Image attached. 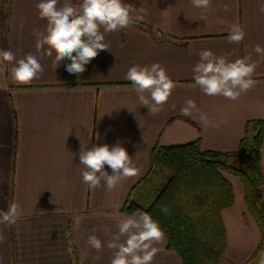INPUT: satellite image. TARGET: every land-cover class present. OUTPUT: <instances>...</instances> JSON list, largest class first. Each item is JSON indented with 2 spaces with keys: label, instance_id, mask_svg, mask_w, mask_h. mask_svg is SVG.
Wrapping results in <instances>:
<instances>
[{
  "label": "crops",
  "instance_id": "0c3cea01",
  "mask_svg": "<svg viewBox=\"0 0 264 264\" xmlns=\"http://www.w3.org/2000/svg\"><path fill=\"white\" fill-rule=\"evenodd\" d=\"M38 2L0 0V50H11L17 58L32 53L44 67L39 79L20 84L11 78L12 65L0 58V211L7 212L11 203L20 205L15 224L0 217L5 237L0 264H111L112 250L105 246L96 252L88 246V237L94 234L106 242L117 231L113 217L128 215L121 210L127 199L147 206L163 187L168 173L153 171L151 165L157 145L196 140L201 150L233 152L243 137L255 133L258 123L253 122L260 121L259 168L264 176V61L253 75L255 86L234 102L203 94L194 86L192 72L202 49L230 61L249 54L259 60L254 48L264 47V0H211L207 11L191 0H124L136 8L131 26L105 33L109 50L100 51L79 75L66 71L67 59L54 70L53 57L41 56L35 48L34 30L43 32L46 25L38 15ZM233 24L245 32L239 43L228 42ZM152 63H160L176 85L156 115L148 114L124 79L131 66ZM188 99L195 101L199 113L223 123L205 127L198 112L181 115ZM118 141L139 174L111 191L89 188L82 182L81 143L90 149ZM105 170L112 174L107 165ZM225 178L233 193V204L220 212L225 256L242 264L262 232L246 208L240 180ZM157 247L163 250L153 264H182L167 240ZM262 261L264 250L255 264Z\"/></svg>",
  "mask_w": 264,
  "mask_h": 264
},
{
  "label": "clouds",
  "instance_id": "9594fccd",
  "mask_svg": "<svg viewBox=\"0 0 264 264\" xmlns=\"http://www.w3.org/2000/svg\"><path fill=\"white\" fill-rule=\"evenodd\" d=\"M191 3L205 11L211 7V0H191ZM36 9L39 17L46 20V25L43 32L34 30L35 48L41 56L53 57L54 70L62 60H69L66 71L75 75L85 72V66L100 51L109 50L105 33L130 27L131 14L136 11L132 4L124 3V0H82L79 5L72 3V0H63V3L61 0H39ZM224 10H229L227 5ZM261 11H264V6ZM244 37L245 32L240 25L233 24L228 42L239 43ZM254 52L259 56L257 61L252 60L251 54L230 61L225 56L215 55L210 49L200 50L199 62L192 68L194 86L210 97L222 96L233 102L238 100L255 86L253 75L258 64L264 61V47L258 44ZM0 58L12 65L11 78L20 84H30L44 72L39 58L32 53L17 58L11 50H0ZM124 79L131 82L140 104L149 109V115H156L162 110L176 86L160 63L133 65ZM193 111L199 113L195 101L188 99L180 109V114L191 116ZM199 121L205 127L215 128L223 123L210 120L204 113H199ZM79 161L83 165L82 182L93 190L103 186L111 191L123 179L139 174L136 163L119 141L112 146L94 144L90 149L81 143ZM105 165L110 167L111 175L105 170ZM162 211L165 214L169 212L167 207L162 208ZM19 213L20 205L11 203L7 212L0 211V217L4 222L15 224ZM113 218L117 231L111 233L106 242L94 234L90 235L88 246L98 253L105 246L112 250L111 264H153L156 254L163 250L157 246L166 242L165 232L159 222L146 212H133ZM80 219H76V227H79ZM105 231L110 230L105 228ZM4 240L5 237L0 233V243Z\"/></svg>",
  "mask_w": 264,
  "mask_h": 264
},
{
  "label": "trees",
  "instance_id": "16d2710c",
  "mask_svg": "<svg viewBox=\"0 0 264 264\" xmlns=\"http://www.w3.org/2000/svg\"><path fill=\"white\" fill-rule=\"evenodd\" d=\"M259 122H253L259 126L255 133L243 137L233 152L201 150L196 140L153 147V171L164 169L166 183L149 205L127 199L121 210L128 215L146 212L158 221L168 248L178 254L182 264H234L225 256L220 212L233 204L225 174L235 175L242 184L246 208L262 232L255 251L242 263L255 264L264 250V176L259 168L263 133ZM164 207L168 214L162 211Z\"/></svg>",
  "mask_w": 264,
  "mask_h": 264
},
{
  "label": "rangeland",
  "instance_id": "374dc122",
  "mask_svg": "<svg viewBox=\"0 0 264 264\" xmlns=\"http://www.w3.org/2000/svg\"><path fill=\"white\" fill-rule=\"evenodd\" d=\"M226 176H228V178H234L235 180L237 179L235 176H232V175H228L226 174ZM238 180V179H237Z\"/></svg>",
  "mask_w": 264,
  "mask_h": 264
}]
</instances>
